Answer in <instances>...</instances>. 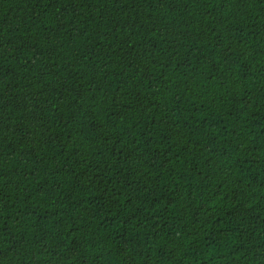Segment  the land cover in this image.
Masks as SVG:
<instances>
[{
  "label": "trees",
  "instance_id": "1",
  "mask_svg": "<svg viewBox=\"0 0 264 264\" xmlns=\"http://www.w3.org/2000/svg\"><path fill=\"white\" fill-rule=\"evenodd\" d=\"M0 264H264V0H0Z\"/></svg>",
  "mask_w": 264,
  "mask_h": 264
},
{
  "label": "snow or ice",
  "instance_id": "2",
  "mask_svg": "<svg viewBox=\"0 0 264 264\" xmlns=\"http://www.w3.org/2000/svg\"><path fill=\"white\" fill-rule=\"evenodd\" d=\"M0 123H2V121H0Z\"/></svg>",
  "mask_w": 264,
  "mask_h": 264
}]
</instances>
